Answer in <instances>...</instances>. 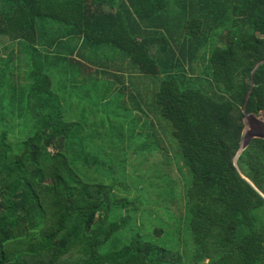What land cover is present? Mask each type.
<instances>
[{"label": "trees", "instance_id": "obj_1", "mask_svg": "<svg viewBox=\"0 0 264 264\" xmlns=\"http://www.w3.org/2000/svg\"><path fill=\"white\" fill-rule=\"evenodd\" d=\"M19 41L34 51L35 119L18 154L0 136V264H184L145 235L115 236L124 200L81 172L68 98L104 107L105 84L126 80L134 120L156 138L150 118L167 121L189 170L193 263L264 264V138L236 159L245 115L264 114V0H0V52ZM203 59L209 92L182 69Z\"/></svg>", "mask_w": 264, "mask_h": 264}, {"label": "rangeland", "instance_id": "obj_2", "mask_svg": "<svg viewBox=\"0 0 264 264\" xmlns=\"http://www.w3.org/2000/svg\"><path fill=\"white\" fill-rule=\"evenodd\" d=\"M33 52L21 41L8 43L0 52V136L6 138L13 154H18L23 141L33 134L35 117L31 114L33 106L30 107L33 99L28 97V89L35 81L30 79V54ZM205 63L204 59L203 63L199 61L192 72L187 60L182 69L190 76H201L195 84L209 92L212 86L209 77L211 69L208 61ZM91 69H86L85 73L88 74ZM53 72L59 74L56 69ZM112 73L118 72L113 70ZM104 79L116 80L107 76ZM159 83L160 78H154L149 85L151 90ZM105 85L109 86L107 98L104 102L100 101L104 107L90 106L89 100L84 104L81 98L71 101L68 98L77 113L67 112V117L79 121L87 139L83 150L85 168L80 167L81 172L84 171V179L113 186L115 200H124L125 209L117 207L113 212L124 214L127 218L126 224L115 236L126 238L132 233H140L180 254L184 264H194L193 236L185 197L190 173L172 136L171 125L151 117L162 127L161 138L154 137L148 126L142 128L146 123L140 121L138 124L139 121L134 120L142 115L135 111L131 100L130 95H136L135 92L122 88L119 83ZM58 87L62 88V85ZM116 87L118 90H114ZM85 105L88 113L84 112L81 117L80 112ZM100 119L103 123H98ZM243 124L241 146L253 138L264 137V114H246ZM137 132L141 134L137 135Z\"/></svg>", "mask_w": 264, "mask_h": 264}, {"label": "crops", "instance_id": "obj_3", "mask_svg": "<svg viewBox=\"0 0 264 264\" xmlns=\"http://www.w3.org/2000/svg\"><path fill=\"white\" fill-rule=\"evenodd\" d=\"M85 70H86V69L84 68V71H85ZM85 74H86V73H85ZM120 85L122 86V88H123V86H124V87H126V89L128 88L130 91H134L133 86H130L127 80H126V83H124V84L122 83V84H120ZM116 90H118L117 87H116ZM130 96H131V95H130ZM138 101H139V100H138ZM143 104H144V103H143ZM143 104H142V109H143V108L145 109V105H143Z\"/></svg>", "mask_w": 264, "mask_h": 264}, {"label": "water", "instance_id": "obj_4", "mask_svg": "<svg viewBox=\"0 0 264 264\" xmlns=\"http://www.w3.org/2000/svg\"><path fill=\"white\" fill-rule=\"evenodd\" d=\"M262 113V112H261ZM263 114V113H262ZM264 138V137H263ZM251 141V140H250ZM250 141H248V142H246V144L245 145H242L241 147H240V150H239V152H238V155H237V157H236V159L238 158V156H239V154L249 145V143H250ZM235 159V160H236Z\"/></svg>", "mask_w": 264, "mask_h": 264}, {"label": "bare ground", "instance_id": "obj_5", "mask_svg": "<svg viewBox=\"0 0 264 264\" xmlns=\"http://www.w3.org/2000/svg\"><path fill=\"white\" fill-rule=\"evenodd\" d=\"M244 139H245V135H244Z\"/></svg>", "mask_w": 264, "mask_h": 264}]
</instances>
